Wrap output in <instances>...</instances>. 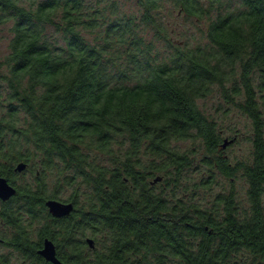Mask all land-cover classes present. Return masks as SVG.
<instances>
[{
    "label": "clouds",
    "instance_id": "clouds-1",
    "mask_svg": "<svg viewBox=\"0 0 264 264\" xmlns=\"http://www.w3.org/2000/svg\"><path fill=\"white\" fill-rule=\"evenodd\" d=\"M0 43V264H264V243L227 234L223 206L192 195L215 172L204 123L177 126L180 112L212 119L225 97L235 115L224 135L249 130L241 105L264 117V11L247 0H0Z\"/></svg>",
    "mask_w": 264,
    "mask_h": 264
},
{
    "label": "trees",
    "instance_id": "trees-1",
    "mask_svg": "<svg viewBox=\"0 0 264 264\" xmlns=\"http://www.w3.org/2000/svg\"><path fill=\"white\" fill-rule=\"evenodd\" d=\"M193 2H198V0H193ZM250 7L255 11H264V8L258 4V0H247ZM183 9H181V12ZM40 46L33 49V52L40 51ZM255 57L258 60H264V47H258L255 49ZM19 63V61H18ZM193 79L199 77L201 72L199 69L190 73ZM11 108V106H10ZM241 108L249 115L253 121L254 126V152L253 160L250 163H228L226 156H223L224 151V139L222 134L213 120H209L199 114H192L190 112H180L179 117L182 119L183 123L178 124V127H184L186 124L203 122L204 127L201 131L206 135V142L209 149L212 150L214 155L210 156L214 158V161H208L207 163L213 165L218 169L223 175L227 177H235L238 173L242 172L244 177L247 179L248 188V198H249V208H241L238 204L235 195L231 193L230 195H221L217 199V203L212 206L216 208L217 205H222L225 210V217L222 224V229L229 235L235 237L236 235H245L251 241L248 245L249 247H257L264 243V204L260 203L261 198L264 197V117H258L255 113L249 111L247 106L241 105ZM16 109L11 108L10 111H15ZM85 126L86 125H82ZM191 136H183L180 140L189 139ZM182 164L184 163V158H180ZM161 177H155V182L160 183ZM181 204L183 200L181 199ZM168 205L167 198H162L160 204L157 207V211L166 214V208ZM176 207L173 206V211ZM196 212L202 217L208 219V225L205 231L211 229V231L216 230V225L212 223L211 218L208 216L209 209H196ZM249 213L251 218L249 219ZM151 219V217H149ZM118 223H121L118 221ZM180 223L190 227L191 217L187 212H185L181 218ZM157 225L152 223L150 227L155 228ZM208 234H211L209 232ZM179 255V253H177Z\"/></svg>",
    "mask_w": 264,
    "mask_h": 264
},
{
    "label": "rangeland",
    "instance_id": "rangeland-1",
    "mask_svg": "<svg viewBox=\"0 0 264 264\" xmlns=\"http://www.w3.org/2000/svg\"><path fill=\"white\" fill-rule=\"evenodd\" d=\"M3 45L0 43V49H2ZM203 103V98H202ZM225 104H231V100L228 99V97L224 98V101L222 103H219V106L213 105V107L209 110V116L213 117L211 120L215 121L217 124L222 137L224 141L227 143L224 151L222 153L223 156H226L228 160H230L232 157L229 155L235 154V155H243L246 154V160L237 159L235 163L237 162H243V163H250L253 160V152H254V144H253V138H254V126L253 121L249 117V115L240 107V111L242 113H246L248 119L251 121V126L247 132H242L240 129L232 130L229 128L230 135H224V130L220 127L221 123L227 122L230 124L231 117L235 115L233 113L231 107H225ZM11 110V108H9ZM245 127H248V125H245ZM185 139L181 141H187L191 140ZM223 142V143H225ZM214 161L213 157L206 156L204 158V162L208 164L207 162ZM234 164V163H232ZM209 165V164H208ZM211 165V164H210ZM213 166V165H212ZM214 167V166H213ZM215 168V167H214ZM199 170V168H197ZM217 174L224 177V179L227 181L226 185L222 186L219 181H217L216 176ZM216 184V187L219 189L214 195V199L208 200L207 193H205L204 189H209L211 185ZM248 182L247 179L244 177L242 172L238 173L235 177H227L223 175L218 169L215 168V172L212 171V169H209V174L206 177H202L201 181L199 183V190H194L192 192L193 196H198L200 199L206 203L210 204L211 207L215 206L214 204L217 203V199L221 195H230L233 193L235 195V198L240 205L241 208L248 209L249 208V198H248ZM183 200V198H181Z\"/></svg>",
    "mask_w": 264,
    "mask_h": 264
},
{
    "label": "water",
    "instance_id": "water-1",
    "mask_svg": "<svg viewBox=\"0 0 264 264\" xmlns=\"http://www.w3.org/2000/svg\"><path fill=\"white\" fill-rule=\"evenodd\" d=\"M226 142L224 143V147L226 146ZM23 167V166H21ZM7 178H3L2 180H0V191H3L6 187H7ZM50 204L52 203L51 201L49 202ZM47 250V247H45L44 250L42 251H46ZM45 259H49V257H45ZM53 264H55V261L53 262Z\"/></svg>",
    "mask_w": 264,
    "mask_h": 264
}]
</instances>
